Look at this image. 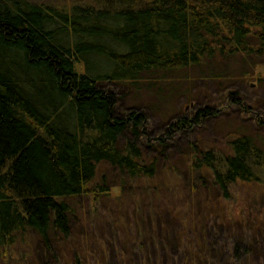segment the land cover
<instances>
[{"label": "trees", "instance_id": "1", "mask_svg": "<svg viewBox=\"0 0 264 264\" xmlns=\"http://www.w3.org/2000/svg\"><path fill=\"white\" fill-rule=\"evenodd\" d=\"M196 80L209 105L168 129L222 123L227 152L170 148L104 87L172 101ZM258 197L264 0H0V249L32 234V264H264Z\"/></svg>", "mask_w": 264, "mask_h": 264}, {"label": "rangeland", "instance_id": "2", "mask_svg": "<svg viewBox=\"0 0 264 264\" xmlns=\"http://www.w3.org/2000/svg\"><path fill=\"white\" fill-rule=\"evenodd\" d=\"M206 82L207 81L201 82L200 80H196L192 86V88L194 87L193 89H188V90L183 89V91L181 90L183 86H186V84L178 85L176 84V82L172 83L173 84L172 86L174 87L172 93H174V95L177 96L176 99L173 98L172 101L170 99H167V97L163 100L161 98V100L159 101L157 100V97L154 96V92L152 90L147 91L145 88L133 90V89H128L122 84H118V83L107 85L104 87L106 88L107 91L113 94H115V92L117 91L119 95H121V98L118 100V104H117L119 112H125V110H127L128 107H135L137 109L142 110V113L147 119L146 129L148 127V130H150V132L153 131V133L155 134L162 133L163 131L171 132V134L173 133L172 134L173 139L170 141L171 143L170 148L171 147L173 148L175 143L178 145L177 147L180 150L186 151L189 150V146L192 145V143H194L196 145H200V147L203 150L212 148L217 153L219 150L223 152L225 151L227 152L226 143H225V140L227 139L223 136L225 135L226 132L230 131L231 128L230 129L224 128V125H222V123L215 128L213 127L214 120L212 121L209 119V121L211 122L209 125L207 124V126L203 128L196 127V129L192 131H186V130L176 131L177 129L176 130L173 129L172 132L168 129L170 127L169 123L177 119L178 116L184 114L191 115L195 112L197 106L209 105V102H206L207 100L209 101L208 91L204 97L202 95L201 96L198 95L197 92L195 91L198 90L199 88L202 89L203 88L202 83H206ZM244 83L245 82L243 81H239L238 83L235 84L236 91L239 90V93L241 94L245 93L244 91L245 87L243 86ZM247 83H251V87H254V85L252 84L253 82L249 81ZM205 87L206 90H208V84ZM216 95L217 94L212 95L213 97L212 99L214 98L216 99L217 97H220V95L217 96ZM223 99L225 100L224 97L219 100L220 104L226 102ZM166 101L167 103H165ZM159 103H161V105H159ZM154 107H158L160 108V110L161 109L167 110L168 112L167 117H163V116L160 117L159 115L160 112L158 113V110ZM224 112H222V114L220 115L221 117H223L221 118V120H225L224 122L230 121L231 123L235 121V124H237V120L235 118L233 117L228 118L229 113H224ZM249 121H251V118ZM245 125L246 126L249 125L246 118H245ZM179 153L180 152L178 151V149L174 148V150L171 153L172 155H170V157L175 159L179 157ZM162 181H163L162 179L161 180L159 179V182ZM160 187L161 188L159 189L163 195H165V192H171V193L173 192L169 190L168 187H167V191L164 190L162 186ZM176 191H175L176 193L171 194V197H173L174 199H176L178 196H180V193H182V191H180V188ZM248 200H253V199L249 198ZM255 200L256 201L254 203L250 202L249 204L251 205L253 210L260 211L264 209V197H258ZM86 204H88V201L83 200V205ZM71 224L73 230L72 232H76L78 230L79 224L77 222L75 223L74 221H72ZM222 236L223 235L221 234V236L220 235L217 236V239H214L215 242L213 246H217L216 244L222 245V247L225 246V248L222 251H227L226 248L228 245L226 243V240H224V236L223 237ZM218 240H221V242H218ZM43 252L44 251L41 248L40 241L31 234L29 236H24L23 239H19L16 243L9 245V247L4 248L2 246L0 249V264H29V263L32 264L33 261L38 262L40 258L43 257L44 255ZM58 254L59 252L57 250L55 255ZM60 258H61L60 259L61 264H66L64 258L62 257ZM71 263L72 262L70 261V263L68 264ZM175 264H178V262H175Z\"/></svg>", "mask_w": 264, "mask_h": 264}]
</instances>
